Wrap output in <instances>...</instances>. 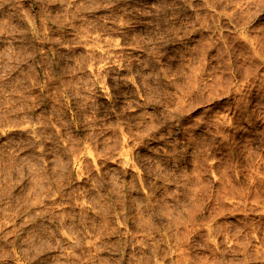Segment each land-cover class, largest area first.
Wrapping results in <instances>:
<instances>
[{
    "label": "rangeland",
    "instance_id": "obj_1",
    "mask_svg": "<svg viewBox=\"0 0 264 264\" xmlns=\"http://www.w3.org/2000/svg\"><path fill=\"white\" fill-rule=\"evenodd\" d=\"M0 264H264V0H0Z\"/></svg>",
    "mask_w": 264,
    "mask_h": 264
}]
</instances>
